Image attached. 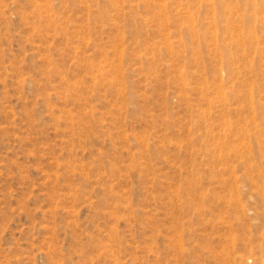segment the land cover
<instances>
[{
	"label": "rangeland",
	"instance_id": "rangeland-1",
	"mask_svg": "<svg viewBox=\"0 0 264 264\" xmlns=\"http://www.w3.org/2000/svg\"><path fill=\"white\" fill-rule=\"evenodd\" d=\"M0 264H264V0H0Z\"/></svg>",
	"mask_w": 264,
	"mask_h": 264
}]
</instances>
